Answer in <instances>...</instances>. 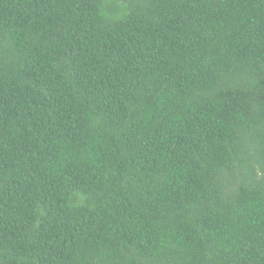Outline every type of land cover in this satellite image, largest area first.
<instances>
[{
	"label": "trees",
	"instance_id": "obj_1",
	"mask_svg": "<svg viewBox=\"0 0 264 264\" xmlns=\"http://www.w3.org/2000/svg\"><path fill=\"white\" fill-rule=\"evenodd\" d=\"M0 264H264V0H0Z\"/></svg>",
	"mask_w": 264,
	"mask_h": 264
}]
</instances>
